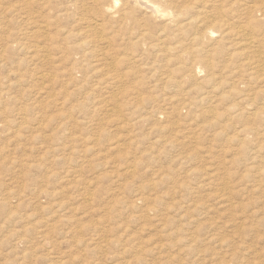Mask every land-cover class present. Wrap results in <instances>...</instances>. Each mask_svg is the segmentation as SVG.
<instances>
[{"label":"rangeland","instance_id":"374dc122","mask_svg":"<svg viewBox=\"0 0 264 264\" xmlns=\"http://www.w3.org/2000/svg\"><path fill=\"white\" fill-rule=\"evenodd\" d=\"M71 1L0 0V264H264V204L235 225L215 197L255 176L225 127L241 106L264 129V43L241 32L264 38V0ZM165 192L205 206L172 242L146 211Z\"/></svg>","mask_w":264,"mask_h":264},{"label":"bare ground","instance_id":"6f19581e","mask_svg":"<svg viewBox=\"0 0 264 264\" xmlns=\"http://www.w3.org/2000/svg\"><path fill=\"white\" fill-rule=\"evenodd\" d=\"M113 3L110 4L105 10L107 13H109L110 15H113V16H119L120 19L122 20L123 18H127V16L129 15L130 11H129V8L125 5V3H123L120 8H117V5L119 4V0H112ZM151 1V0H150ZM154 1L155 5L158 7V8H155L154 11L155 12H162L163 9L160 8V4H157V3H160L162 2V0H152ZM222 2H225V0H221ZM75 0L71 1V3H68L69 5L66 7L68 12H72L71 9L72 7H76V4H75ZM188 10V7H184L183 8V11H186ZM66 12V11H65ZM209 19H211V22L212 23H216L217 22H222V20L218 17L217 19L214 17V16H210ZM97 26V25H95ZM242 27V26H241ZM245 28V27H244ZM242 29V28H241ZM240 29V30H241ZM246 30V29H245ZM244 29H242L241 32H243V34L245 33L244 36L245 37V43L248 44L250 50L254 48H257L258 46H255L254 44H262L264 43V38H262L260 41H258V39L256 38L255 35H248L246 33ZM215 33H216V29L214 26L210 25V27H208L205 32H204V35L207 36L208 38H213V36H215ZM240 33V32H238ZM249 33V32H248ZM237 34V33H236ZM241 34V33H240ZM239 34V35H240ZM243 34L242 37L243 38ZM196 40H199L198 37L195 38ZM239 40V39H238ZM241 40V38H240ZM243 40V39H242ZM241 40V41H242ZM238 42V41H237ZM242 43V42H241ZM89 44V43H88ZM93 44V43H92ZM91 44V46H93ZM95 45V44H94ZM96 46V45H95ZM94 47V46H93ZM92 47V48H93ZM107 47V46H106ZM241 48V46H239ZM244 47V46H243ZM242 47V48H243ZM261 46L258 47V49L256 50L257 54V57H261V55L264 53V49L261 50L260 49ZM95 48V47H94ZM97 48V47H96ZM239 48V49H240ZM262 48V47H261ZM101 49V48H100ZM99 49V50H100ZM106 49V48H105ZM246 50V49H245ZM247 50L248 47H247ZM98 51V50H96ZM103 51V50H102ZM254 51V50H253ZM99 52V51H98ZM106 52V51H105ZM103 53V52H101ZM252 53V52H251ZM250 54V53H249ZM253 54V53H252ZM99 55V54H97ZM249 56V55H248ZM247 56V58H248ZM121 56H117L115 55L112 62L109 64L110 67L112 69L115 68L117 62L120 61V58ZM253 57V56H252ZM256 57V58H257ZM264 58V56H262ZM254 58V57H253ZM263 58H260V59H263ZM251 59V58H250ZM252 60V59H251ZM247 61V60H246ZM110 62V61H109ZM262 62V61H261ZM208 63V61H207ZM255 63V62H254ZM249 67V65H248ZM197 69H199V67H195ZM195 68L193 69H190V78L192 80H196L198 77H199V74L195 71ZM251 69V68H250ZM254 70V69H252ZM251 71V70H250ZM113 72V71H112ZM256 72H264V62L263 63H259L256 65ZM255 73V72H254ZM255 75V74H254ZM256 75H258L256 73ZM264 76V75H263ZM261 77V76H260ZM113 78H118L117 75L113 74ZM263 81V80H262ZM257 82V80H256ZM264 82V81H263ZM264 85V84H263ZM252 90V89H251ZM258 90V89H257ZM246 91V90H244ZM248 91H250L248 89ZM254 92V90H253ZM245 93V92H244ZM247 93V92H246ZM257 93V92H256ZM253 94V93H252ZM247 95V94H246ZM255 95V94H253ZM251 96V95H250ZM246 97V96H245ZM248 97V96H247ZM246 97V98H247ZM250 98V97H248ZM254 98V96H253ZM259 98V97H258ZM245 99V98H244ZM243 99V100H244ZM249 100V99H248ZM251 100V99H250ZM252 101V100H251ZM255 101V99H254ZM253 101V102H254ZM264 101V100H263ZM262 101V102H263ZM248 102V101H246ZM255 103V102H254ZM248 105V104H247ZM254 105V104H253ZM257 105V104H256ZM244 106V105H243ZM249 106V105H248ZM258 106V105H257ZM253 107V106H252ZM241 108V106H240ZM240 108L239 107H234L233 110L229 113L228 116L230 115H235V116H231L229 117L227 120H230L229 121V127H225V129H227L226 133V138L229 142H232L235 138V135L234 134H237V136L240 138V136H242V140L240 142V145H241V150L242 152H245L243 153L241 156H243L244 154L246 155L247 154V151H249V149L251 150H254V152L252 153V156L249 157V160L248 161H251L253 160V162H248V163H243V165L246 166V171L247 172H254L255 176H253V178L250 180L251 183H250V186L248 187V185L246 184H243L240 188H237V189H234L233 185H230L229 182L228 183H225L223 186H224V190L222 192L224 193H220L218 194V196H215L219 201H222L221 204H222V207H223V210L224 212H226L228 215H230V220H232L231 222H233L235 225L237 224V221L239 222V219L238 218H243V220H240V222L243 224L244 221L246 219H251V218H256L258 217V214H261L262 212L260 211L259 213V206L263 203L264 204V201H260V199L264 198V138H261L259 139L262 135H264V129L262 130L261 127H238L236 128L234 126V120L238 117V115L235 113L238 111H240ZM246 110L250 111V109H247V106H245ZM253 108H256V107H253ZM193 109V108H192ZM212 112V114H214V117L217 118L218 116V113L217 111H215L214 109H211L210 110ZM243 111V110H242ZM253 111V109H252ZM258 113L261 115L264 113V104H260L259 107L257 108ZM255 111V112H256ZM241 112V111H240ZM254 112V111H253ZM252 112V113H253ZM251 114V113H250ZM253 116V115H252ZM240 117V115H239ZM246 117V116H245ZM246 120V119H245ZM246 122V121H244ZM253 122V121H252ZM264 122L261 121L260 122V125H262ZM236 124V123H235ZM252 124V123H251ZM243 126H246V124H242ZM255 130V131H254ZM225 131V130H224ZM252 136L253 137H257V140L256 142L254 143V147H252L251 145H253V143H250V141H252ZM224 139V138H223ZM249 139V140H247ZM251 139V140H250ZM235 141V140H234ZM233 144V142L231 143V145ZM238 144V143H236ZM229 145V144H228ZM233 146H236L235 143L233 144ZM231 146V147H233ZM238 146V145H237ZM228 147V146H227ZM240 147V146H239ZM238 147V148H239ZM233 149V148H232ZM234 152V150H233ZM241 152V153H242ZM251 152V151H250ZM231 153V151H230ZM235 153H238V152H235ZM240 153V154H241ZM228 154V153H227ZM234 154V153H233ZM239 154V155H240ZM226 155V154H225ZM231 155V154H230ZM248 155H250L248 153ZM233 156V155H232ZM230 157V156H229ZM234 157H235V154H234ZM231 158V157H230ZM233 159V158H232ZM244 159V158H243ZM254 159L256 160V162H254ZM236 160H231V163H234ZM230 163V162H228ZM230 163V164H231ZM240 163V162H238ZM239 167V166H238ZM227 168V167H226ZM229 170H227V172L229 173L230 175V168H228ZM243 169V168H242ZM235 170V169H234ZM237 170V169H236ZM241 171V170H240ZM245 171V172H246ZM251 172V173H252ZM244 173V172H243ZM244 174H242L241 176H243ZM238 176V175H237ZM236 176V177H237ZM240 176V177H241ZM246 176L247 175H244V179H246ZM236 177L234 178V181L236 179ZM239 177V176H238ZM251 177V175L249 176ZM248 177V178H249ZM238 180V179H237ZM240 181V179H239ZM249 181V179H248ZM244 182V181H243ZM246 182V180H245ZM244 182V183H245ZM236 183V182H235ZM242 184V183H241ZM248 184V183H247ZM252 184V185H251ZM238 185V183H237ZM240 185V183H239ZM222 186V185H221ZM236 188V187H235ZM164 193V192H163ZM159 193H157V195H155V197L152 198V200L147 204V215L148 217H155L157 218V222L160 223V227L158 228H161V229H165L166 233H167V236H168V239L171 241L172 239H170L169 237L171 235H174V234H177V236H180V234H182L181 232H178L179 229L178 227L174 226V222L171 220L172 216L174 214V212H176L178 215H181V218H185V219H189L190 216H191V213H192V210L194 211H198V210H202L204 209L205 206H200L202 204H199L197 201L198 200H195L191 203H188V205H185L184 202L182 200L178 201V200H175V196H173V194L171 193H168L165 194H161V195H158ZM255 194H258V195H255ZM247 199V201H245V199ZM263 200V199H262ZM263 207V206H262ZM261 209V208H260ZM264 210V209H263ZM175 215V214H174ZM264 215V214H263ZM262 218V216H260ZM228 218V217H227ZM151 220V219H150ZM151 222V221H150ZM156 222V223H157ZM261 222L264 223V220H261ZM153 223V222H152ZM157 225V224H156ZM181 237V236H180ZM163 240V239H162ZM161 240V242H162ZM194 239H193V236H190L189 237V241L192 242ZM168 241V240H167ZM172 242V241H171ZM160 244V243H159ZM158 251L159 247L157 246V248H154V250ZM161 249V247H160ZM151 251V250H150ZM149 251V252H150ZM161 251H163L161 249ZM153 252V250H152ZM159 252V251H158ZM140 253V252H139ZM162 253V252H161ZM160 254V253H159Z\"/></svg>","mask_w":264,"mask_h":264}]
</instances>
